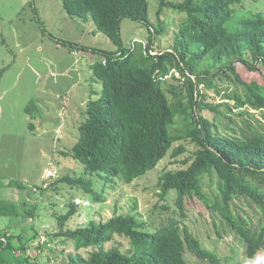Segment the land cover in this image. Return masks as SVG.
I'll return each mask as SVG.
<instances>
[{"label": "trees", "instance_id": "1", "mask_svg": "<svg viewBox=\"0 0 264 264\" xmlns=\"http://www.w3.org/2000/svg\"><path fill=\"white\" fill-rule=\"evenodd\" d=\"M246 1H250L249 6ZM62 3L69 17L85 22L91 18L117 48L107 51L56 39L71 49L103 57L90 66L93 76L101 81L102 96L87 101L86 118L78 126L79 139L68 153L83 165L86 175L97 176L103 185L96 190L91 179L68 174L54 184L82 188L88 200L104 201L106 185L117 180L133 182L157 167L170 152L173 157L184 153V145L174 144L188 140L196 148L182 161L185 167L160 175V197L173 190L174 204L184 217L190 202H200L220 214L229 230L244 242L246 264H252L258 254H264V130H258L247 118L240 135L222 133L219 106H227L230 112L233 107L225 101H210L199 84L214 87L219 94L222 87L216 86L213 78H225L242 87L243 93L226 89L222 99H234L236 108L264 110V0H158L159 25L164 21V10L185 15L173 44L161 50L155 39L162 30L149 20V0ZM122 18L146 26L147 42L136 40L125 46L120 32ZM190 45L196 52L191 58ZM237 63L254 76L242 77ZM203 110L212 112L213 117L203 115ZM239 114L252 116L248 108ZM260 127L264 129V124ZM213 174L217 178L215 192L209 196L203 178ZM235 199H243L256 218L241 213ZM2 206L0 202V217L4 215ZM67 207L56 215L59 229L53 235L60 237L61 243L73 244V251L62 249L61 264H190L186 250L208 264H222L221 257L203 247L181 218L171 217L151 229L127 213L71 228L67 222L78 206L71 200ZM16 216L23 227L22 217H34V211ZM118 237L128 240L126 247L121 242L107 245ZM24 238L25 231H1L0 264H8L13 256L26 251L28 240Z\"/></svg>", "mask_w": 264, "mask_h": 264}, {"label": "rangeland", "instance_id": "2", "mask_svg": "<svg viewBox=\"0 0 264 264\" xmlns=\"http://www.w3.org/2000/svg\"><path fill=\"white\" fill-rule=\"evenodd\" d=\"M245 5L249 6L250 1ZM262 6L264 8V4ZM157 11L158 0H149V20L162 30L155 39V46L161 50L173 44L178 24L185 15L164 10V21L159 25ZM86 29L82 44L107 51L117 48L97 29L91 18ZM120 32L127 47L136 40L147 42V27L132 19H121ZM76 35L60 0H0V202L4 212L0 217V233L3 229L17 234L25 231L23 240H28L26 251L13 256L8 264H61L62 249L73 251V244L71 241L61 243L60 237L53 236L59 229L56 215L64 213L71 200L75 201L78 210L67 222V227L76 228L87 225L90 220L105 221L113 215L127 213L136 215L151 229L171 217L181 218L203 247L214 250L221 257L222 264H246L244 242L229 230L220 214L208 210L200 202H190L184 217L174 204L176 194L173 190L165 198L159 195L160 175L166 170L185 167L182 161L195 150V144L188 140L174 144V147L184 145V153L173 157L170 152L157 167L133 182L127 184L117 180L106 185L104 201L88 200V194L82 188L54 184L60 176L68 174L91 179L96 190H101L103 185L97 176L86 175L83 165L68 155L79 139L78 126L86 118L82 98L89 100L102 96L101 81L92 76V70L86 64L87 56L97 61L103 58L102 55L93 52L75 55L67 46L57 48L52 38L65 40ZM195 53L190 45L188 57ZM237 71L244 78L255 74L249 73L241 63H237ZM175 75L179 76L178 73ZM213 83L222 87L219 94L214 87L203 84H199V89L206 92L210 101H225L233 107L230 112L227 106H219L222 133L240 135L245 131L244 120L247 118L258 130H264L260 127L264 124V110L247 106L236 108L234 99H222L226 89L243 93L242 87L218 77L213 78ZM245 108L252 116L239 114ZM202 113L213 117L208 110ZM60 124L62 131L67 132V139L62 138L64 134L55 138ZM53 171H56L55 175ZM216 179L215 174L203 178V188L209 196L215 192ZM234 201L241 213L247 212L256 218L243 199ZM30 210L34 211V217L23 216L26 226L22 227L16 213ZM119 242L126 247L128 240L118 237L107 245ZM185 256L190 264H208L188 250ZM250 262L264 264V254H258Z\"/></svg>", "mask_w": 264, "mask_h": 264}, {"label": "crops", "instance_id": "3", "mask_svg": "<svg viewBox=\"0 0 264 264\" xmlns=\"http://www.w3.org/2000/svg\"><path fill=\"white\" fill-rule=\"evenodd\" d=\"M62 2V0H60ZM66 17L68 18L69 22H71V28L77 33V35L73 38H70V39H65V40H70V41H73L75 43H81V39L84 35V33L86 32V23L85 21H82L80 19H77V18H71L69 17L67 14H66ZM93 30V29H92ZM95 31V30H94ZM54 40H55V43H56V46L57 48L61 47V46H66V45H63L61 43H59L56 39H61L59 37H52ZM85 45V44H84ZM90 46V45H89ZM68 47V46H67ZM93 47V46H92ZM68 51L73 53V54H87L88 52H85V51H82V50H75V49H71L70 47H68ZM92 53V52H91ZM85 58V57H83ZM93 58H91L90 56H87L86 57V64L90 67L94 62L95 60H92ZM102 59V58H100ZM93 76V75H92ZM83 100H81V105L82 106H85L86 103H87V99L86 98H82ZM77 127V126H76ZM32 128H35L34 126H32ZM64 134L62 136V138H66L67 139V132L66 134L62 131V124H60L58 126V128L56 129V135H55V138L59 135V137H61V135ZM58 137V139L60 140V138Z\"/></svg>", "mask_w": 264, "mask_h": 264}, {"label": "built area", "instance_id": "4", "mask_svg": "<svg viewBox=\"0 0 264 264\" xmlns=\"http://www.w3.org/2000/svg\"><path fill=\"white\" fill-rule=\"evenodd\" d=\"M152 53H154V52L152 51ZM55 173H56V171H53V172H52L53 175H55Z\"/></svg>", "mask_w": 264, "mask_h": 264}]
</instances>
